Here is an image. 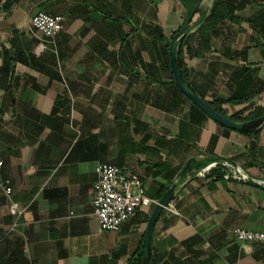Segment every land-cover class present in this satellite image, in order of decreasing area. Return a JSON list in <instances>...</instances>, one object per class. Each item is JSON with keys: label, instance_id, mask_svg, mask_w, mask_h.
<instances>
[{"label": "crops", "instance_id": "obj_1", "mask_svg": "<svg viewBox=\"0 0 264 264\" xmlns=\"http://www.w3.org/2000/svg\"><path fill=\"white\" fill-rule=\"evenodd\" d=\"M198 1L0 0L2 176L23 210L12 232L4 213L0 264H126L154 206L143 203L113 236L100 233L92 204L100 164L138 174L148 201L194 158L231 160L264 182L245 156L250 139L208 119L171 85L168 44ZM223 1L238 23L213 28L207 49L194 24L183 48L189 85L206 103L264 89V0ZM39 11L62 17L63 29L56 52L36 56L28 28ZM248 105L264 108V92L222 110ZM257 161L264 165V128ZM210 164L197 161L178 180L174 212L163 210L153 228L152 264H264L263 247L229 235L264 234V193L225 178L191 180Z\"/></svg>", "mask_w": 264, "mask_h": 264}, {"label": "built area", "instance_id": "obj_2", "mask_svg": "<svg viewBox=\"0 0 264 264\" xmlns=\"http://www.w3.org/2000/svg\"><path fill=\"white\" fill-rule=\"evenodd\" d=\"M62 29L63 20L58 15L39 11L32 16L28 31L38 40L34 48L35 55L40 56L45 52L55 53L56 38ZM3 167L0 151V195L7 203L9 216L14 220L10 227L12 230L16 226L17 220L22 216L23 210L13 200L11 184L2 176ZM94 172L96 180L93 184V215L100 233H117L122 225L134 217L143 203L148 202V204L155 206L158 202L146 199L143 181L136 173H126L110 164H100ZM164 210L174 212L171 204L167 205ZM229 235L235 242L258 245L264 248L263 233L234 228Z\"/></svg>", "mask_w": 264, "mask_h": 264}, {"label": "water", "instance_id": "obj_3", "mask_svg": "<svg viewBox=\"0 0 264 264\" xmlns=\"http://www.w3.org/2000/svg\"><path fill=\"white\" fill-rule=\"evenodd\" d=\"M204 0H199L194 8L191 10L189 15L184 20L182 26L178 30V32L173 37L172 41L170 42L169 48H168V55H169V71L172 77V80L174 82L175 87L178 89V91L195 107L197 108L202 114H204L208 119L219 125L220 127L241 134V135H249L252 133H256L261 131L264 128V116L260 119L249 121V122H243V123H237L229 120L228 118H225L223 116L218 115L211 106L206 103L205 101L199 99L194 94H192L183 84L182 80L180 79V76L178 74V70L176 67V51L179 45L182 43V41L185 39L187 32H188V26L191 23V20L193 16L195 15L196 11L200 7L201 3ZM205 161L210 162L211 164L206 169H203L193 177H191V180L201 178L203 175L212 167H221L223 168L234 181L239 182L245 186L257 189L264 193V182L254 180L250 177H248L246 174H244L239 167L231 160L220 158V157H205V158H194L188 160L179 170L177 175L175 176L174 180L168 184L167 190L165 193L161 196V198L158 200L157 204L154 206L145 229V234L143 237V250H142V257L140 264H149L150 263V244H151V237L154 225L161 215L164 208H166L167 205H169L173 199L175 198L179 187H177L178 180L188 171V169L192 166L193 163L197 161ZM190 180V179H189ZM190 180V181H191Z\"/></svg>", "mask_w": 264, "mask_h": 264}, {"label": "trees", "instance_id": "obj_4", "mask_svg": "<svg viewBox=\"0 0 264 264\" xmlns=\"http://www.w3.org/2000/svg\"><path fill=\"white\" fill-rule=\"evenodd\" d=\"M194 16H197V20L195 23H190V25L188 26V31L193 27L194 24L198 23L199 27L196 30V34L198 35L199 41L201 43V49L208 48V41L210 38V33L213 30V28H215L218 24L224 21H230L232 23H238L239 21V18L235 17L232 14V11L228 9L227 4L223 0H212L211 7L208 9L207 12L198 9ZM188 40H189V37H186L182 41V43L179 45V47L177 48L175 61H176V67H177L180 79L182 80L185 87L193 94L194 92L189 85V74L187 70L186 59L183 53V48L187 46ZM171 85L175 89H177L172 79H171ZM262 92H264V89H262L261 91H259L258 93L254 95L253 94L249 95L238 101H236V99H228L223 102L210 101L208 102V104L218 115L228 118L229 120L233 122L243 123V122L254 121L264 116V108L253 107L252 105H248L241 111H237L231 115H228L226 112L222 110V106L226 104H229L231 106H239V105L247 104L255 95L262 93ZM259 133L260 131L249 134V135H244L250 139V142L246 147L245 156L247 160L249 161V165L252 168H257L263 174L262 177H264V165H260L257 161V145H258ZM202 166L203 164L200 165L199 168H201ZM203 177L206 180L212 179L214 181H218V180H222L223 178H225L227 180L234 181L232 177L221 167L211 168L209 171H207L203 175ZM256 179H262V178L257 177ZM165 190L166 189L164 188L163 192ZM163 192H161V194L158 196L159 199L161 198ZM142 250H143V237H142V240H141V243L139 245L137 252L128 259L126 264H140L141 257H142ZM149 264H152L151 260Z\"/></svg>", "mask_w": 264, "mask_h": 264}, {"label": "rangeland", "instance_id": "obj_5", "mask_svg": "<svg viewBox=\"0 0 264 264\" xmlns=\"http://www.w3.org/2000/svg\"><path fill=\"white\" fill-rule=\"evenodd\" d=\"M211 4H210V0H207V1H205L204 2V4H203V6H201L199 9L200 10H202V11H205V10H208L211 6H210ZM195 17H197V16H193V19H192V21L194 20V18ZM194 23V22H193ZM6 210L8 211V208H7V204H6V201L4 200V198L0 195V225L2 224V222H3V219H4V213L6 212ZM15 229V227L14 228H12V230H14ZM12 230L10 229L9 231H11L12 232ZM114 234H112L111 233V236H113ZM1 238V237H0ZM1 241V240H0ZM1 249H3V245L1 244V242H0V260L2 259V258H4V254H3V250H1ZM0 263H1V261H0Z\"/></svg>", "mask_w": 264, "mask_h": 264}]
</instances>
